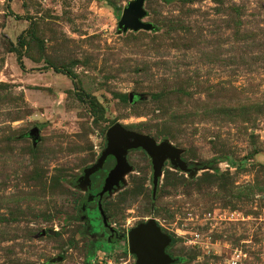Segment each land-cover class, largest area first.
<instances>
[{
  "label": "rangeland",
  "instance_id": "374dc122",
  "mask_svg": "<svg viewBox=\"0 0 264 264\" xmlns=\"http://www.w3.org/2000/svg\"><path fill=\"white\" fill-rule=\"evenodd\" d=\"M133 1L0 0V264H135L127 233L150 219L174 264H264V0H144L149 30L124 31ZM115 124L193 170L166 161L152 200L129 151L109 245L78 179Z\"/></svg>",
  "mask_w": 264,
  "mask_h": 264
},
{
  "label": "water",
  "instance_id": "95a60500",
  "mask_svg": "<svg viewBox=\"0 0 264 264\" xmlns=\"http://www.w3.org/2000/svg\"><path fill=\"white\" fill-rule=\"evenodd\" d=\"M144 0H135L122 11L118 26L124 31L138 29L149 30L150 26L144 25L140 19L144 17L142 10ZM37 132V129H34ZM35 135L34 132L31 133ZM132 150H142L151 161L152 166V191L151 198L155 199L158 180L162 173V167L166 161L169 165L182 173L190 174L192 168L181 159L182 151L167 141L157 144L147 135L134 133L124 129L121 125L115 124L106 133V146L96 163L82 171L78 179V185L86 191L90 190V178L99 172L108 157H112L115 164L107 173L101 191L97 194L98 211L104 226H107V218L102 210L101 199L105 194L111 193L116 187L123 183V177L131 171V166L126 160V155ZM93 196H88V202ZM129 253L135 256V264H174L175 258H171L166 249L170 246L171 238L163 233L157 223L150 219L145 223L137 225L127 235ZM57 259H52L51 263Z\"/></svg>",
  "mask_w": 264,
  "mask_h": 264
},
{
  "label": "flooded vegetation",
  "instance_id": "af4514ba",
  "mask_svg": "<svg viewBox=\"0 0 264 264\" xmlns=\"http://www.w3.org/2000/svg\"><path fill=\"white\" fill-rule=\"evenodd\" d=\"M132 151H134V150H132ZM108 158L113 159L112 157H108ZM108 158L106 159L105 164H106ZM105 164H104V166H105ZM114 164H115V161H114V159H113V164H112V166H111L110 169L113 168ZM104 166H103V168H102L100 171H102V170L104 169ZM189 168H190V165H189ZM110 169L105 170L106 176H107V173L109 172ZM100 171H99V172H100ZM99 172H97V173H99ZM97 173H96V174H97ZM94 175H95V174H94ZM94 175H93V176H94ZM105 178H106V177H104V179H105ZM104 179H103L102 184L99 186V189H93V184L91 185L90 190L87 191V197H86V200H85V202H84L82 208H83V210H84V209L87 210V206H89L90 204H94V205H95V208H94V212H93V214H94L95 218H96L97 220H99V222H100V227H101V230H102L103 235L105 236L104 239H105L106 243H108V244L110 245V243H112V240L116 237L117 232H116L115 230H113V229L111 228V226H110L108 223H107V226H104V225H103V223H102V219H101V216H100L99 211H98V201H99V198H98L97 194L101 191V188H102L103 183H104ZM91 182H92V176H91ZM89 195H92V196H93V200L90 201V202H88V196H89ZM105 195H106V194H105ZM105 195H104V196H105ZM104 196H103V197H104ZM103 197H102V198H103ZM101 201H102V199H101ZM101 206H102V204H101ZM102 210H103V208H102ZM127 235H128V233H127ZM127 243H128V241H127ZM170 245H171V244H170ZM168 248H169V247H167V249H166V253H167V254H168V252H167ZM128 252H129V249H128ZM129 254H130V253H129ZM168 255H169V254H168ZM132 256H133V255H132ZM169 256H170V255H169ZM134 257H135V256H134ZM170 257H171V256H170ZM171 258H173V257H171Z\"/></svg>",
  "mask_w": 264,
  "mask_h": 264
},
{
  "label": "trees",
  "instance_id": "16d2710c",
  "mask_svg": "<svg viewBox=\"0 0 264 264\" xmlns=\"http://www.w3.org/2000/svg\"><path fill=\"white\" fill-rule=\"evenodd\" d=\"M9 2L10 1H13V0H8ZM114 9V12L116 11V9L115 8H113ZM17 63H18V65H19V68L21 69V70H23V63H22V58H21V56L18 54L17 55ZM56 72H60V71H58V70H55ZM90 104H91V106L92 107H98L99 105L97 104V102L95 101V100H91L90 101ZM99 108V107H98ZM112 164H113V159H111V158H108V160H107V162H106V164H105V166H104V169L102 170V171H100L101 173H105V170H107V169H110L111 168V166H112ZM210 164V163H209ZM98 174V173H97ZM96 175V174H95Z\"/></svg>",
  "mask_w": 264,
  "mask_h": 264
}]
</instances>
